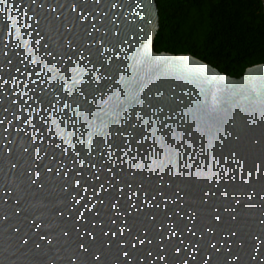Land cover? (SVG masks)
I'll use <instances>...</instances> for the list:
<instances>
[{"label":"water","instance_id":"1","mask_svg":"<svg viewBox=\"0 0 264 264\" xmlns=\"http://www.w3.org/2000/svg\"><path fill=\"white\" fill-rule=\"evenodd\" d=\"M156 0H0V264H264V63L157 53Z\"/></svg>","mask_w":264,"mask_h":264},{"label":"trees","instance_id":"2","mask_svg":"<svg viewBox=\"0 0 264 264\" xmlns=\"http://www.w3.org/2000/svg\"><path fill=\"white\" fill-rule=\"evenodd\" d=\"M157 53L190 54L232 77L264 63L261 0H156Z\"/></svg>","mask_w":264,"mask_h":264},{"label":"built area","instance_id":"3","mask_svg":"<svg viewBox=\"0 0 264 264\" xmlns=\"http://www.w3.org/2000/svg\"><path fill=\"white\" fill-rule=\"evenodd\" d=\"M261 6H262V10L264 12V0H261Z\"/></svg>","mask_w":264,"mask_h":264}]
</instances>
